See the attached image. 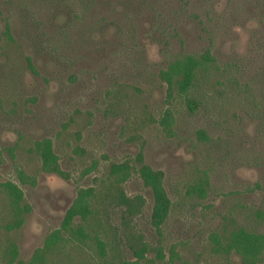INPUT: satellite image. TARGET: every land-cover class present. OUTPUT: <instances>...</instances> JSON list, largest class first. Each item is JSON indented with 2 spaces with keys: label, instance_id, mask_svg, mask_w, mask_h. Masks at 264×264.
Segmentation results:
<instances>
[{
  "label": "rangeland",
  "instance_id": "obj_1",
  "mask_svg": "<svg viewBox=\"0 0 264 264\" xmlns=\"http://www.w3.org/2000/svg\"><path fill=\"white\" fill-rule=\"evenodd\" d=\"M189 57L199 66L183 93L180 75L171 86L164 78ZM44 139L58 157L50 171ZM140 157L164 174L171 210L160 231ZM125 163L130 175L116 185L111 167ZM7 181L29 212L9 229L0 191V264H26L69 221L87 236L46 264H264V246L248 261L235 241L240 231L264 236V0H0ZM87 188L97 213L82 222L72 208ZM120 191L142 198L139 213L112 200Z\"/></svg>",
  "mask_w": 264,
  "mask_h": 264
},
{
  "label": "trees",
  "instance_id": "obj_2",
  "mask_svg": "<svg viewBox=\"0 0 264 264\" xmlns=\"http://www.w3.org/2000/svg\"><path fill=\"white\" fill-rule=\"evenodd\" d=\"M199 66V61L192 57L185 59L184 61L176 62L170 68V72H166L164 78L169 86L173 83V73L180 75L178 84L180 90L183 93H187L191 85V81L194 76V69ZM172 122L171 116L164 118V123L169 127ZM37 148L39 150L42 159V168L50 171L52 168H58V157L53 151L51 140L44 139L37 142ZM139 177L141 178L145 187L150 188L153 194V208L151 214V225L160 231L161 226L166 221L170 210L171 202L168 198L167 192L164 187V174L160 170L153 169L150 165L143 162V159L139 158ZM110 175L114 177L116 185H120L130 175V166L125 164H113L111 167ZM20 178L25 181V175L20 172ZM196 193L199 197L204 195L205 188L202 185L196 187ZM0 191L9 200L12 206L13 220L9 224V229H17L24 222V215L29 212L28 204L21 205L24 202L23 191L12 182H0ZM99 199L98 193L94 188L81 189L78 191L73 203V216L79 217L82 222H87L89 218L93 217L97 212L95 210V199ZM112 200H119L122 206H125L129 215L137 214L141 211L143 200L141 197L135 199L127 198L122 191L112 196ZM68 235V236H67ZM84 226L80 225L77 228L73 227L71 221L62 225L61 227L51 231L44 239L43 245L37 248L30 260L26 264H46L48 256L59 251L61 247L66 246L70 241V238L86 237ZM236 245L238 246L239 253L245 260L257 257L261 248L264 246V236L255 235L240 231L235 234ZM98 246L103 250V243L98 240ZM15 249V247H14ZM148 250V246L145 242L138 240L134 253L138 259L144 257V253ZM16 251V250H15ZM15 254L16 252L13 251ZM120 264H137V262L123 261Z\"/></svg>",
  "mask_w": 264,
  "mask_h": 264
}]
</instances>
